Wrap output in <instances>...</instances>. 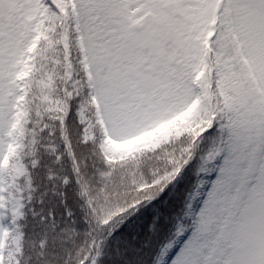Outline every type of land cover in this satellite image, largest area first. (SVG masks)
I'll list each match as a JSON object with an SVG mask.
<instances>
[{
	"label": "snow or ice",
	"instance_id": "obj_1",
	"mask_svg": "<svg viewBox=\"0 0 264 264\" xmlns=\"http://www.w3.org/2000/svg\"><path fill=\"white\" fill-rule=\"evenodd\" d=\"M33 118L63 142L83 201L74 264H101L123 227L159 224L158 204L193 161L183 212L148 264H264V0H0V249L3 221L25 219L41 152L61 161L53 143L38 146ZM165 125L174 131L150 151L110 149ZM0 264L19 262L9 251Z\"/></svg>",
	"mask_w": 264,
	"mask_h": 264
},
{
	"label": "trees",
	"instance_id": "obj_2",
	"mask_svg": "<svg viewBox=\"0 0 264 264\" xmlns=\"http://www.w3.org/2000/svg\"><path fill=\"white\" fill-rule=\"evenodd\" d=\"M27 125L36 133L38 146L43 148L44 144L53 143L57 149V154L61 156L59 164H53L52 158L43 151L41 152V164L33 171V187L35 191L32 194V200L27 203V185L26 180H19L18 185L24 190L26 207L25 219L20 222L21 227L17 228L6 220L7 226L11 232H23L21 241L22 252L16 255L19 264H74L76 248L84 241L87 225L84 222L82 210L83 201L78 196V186L75 183L71 168V161L67 156L63 142L59 136L49 137L47 132L40 135L41 125L38 122ZM69 134L73 141V149L77 158H81L84 149L76 144L78 135V126L74 117L70 116L67 121ZM31 135L29 134L24 143V148L20 153L29 163L34 156L30 144ZM207 147V141L201 145V150ZM150 151V150H143ZM141 152V151H139ZM96 166L101 163L100 153L95 155ZM93 161H89V174L92 171ZM51 173L58 177L49 181L47 175ZM68 178V184H62V179ZM7 179V178H6ZM195 161L189 165L183 177L179 179L165 193L162 202L158 204L163 219L156 225H150L147 220L139 223V227H123L115 232L107 240L104 255L101 264H148L151 254L156 246L165 241L168 231L171 229L175 219L183 212V202L189 186L195 182ZM152 231H149V229ZM65 230H71L77 233V239L71 231L66 234L67 243H60L55 240ZM47 237L49 243L45 260L37 255L38 243L41 239ZM47 260V261H46Z\"/></svg>",
	"mask_w": 264,
	"mask_h": 264
},
{
	"label": "rangeland",
	"instance_id": "obj_3",
	"mask_svg": "<svg viewBox=\"0 0 264 264\" xmlns=\"http://www.w3.org/2000/svg\"><path fill=\"white\" fill-rule=\"evenodd\" d=\"M180 124H183V121L180 122ZM180 126L176 125L175 128L178 129ZM174 131L173 128H170L169 126L165 125L162 126L161 128L156 129L155 134L149 133L146 136H141L137 138L136 140H130L127 141L126 143L122 144H111L110 149L116 154H124V155H131L132 153H136L142 150H148V149H153L157 147L162 141H166L167 137ZM14 175V173H12ZM206 179L209 181L215 179V173L209 174ZM13 196L17 195L15 188L11 189ZM10 219V217H9ZM5 221V220H4ZM3 223L5 224V222ZM17 234H11L8 238L7 244L5 248L0 249V256L6 257L8 255V252L11 251L14 255L17 254L16 252V247L13 243V240Z\"/></svg>",
	"mask_w": 264,
	"mask_h": 264
}]
</instances>
